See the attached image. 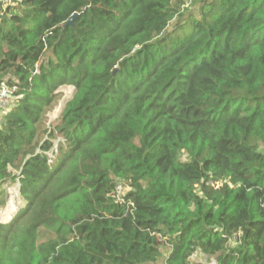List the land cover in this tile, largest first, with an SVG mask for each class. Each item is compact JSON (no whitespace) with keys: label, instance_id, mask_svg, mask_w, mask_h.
<instances>
[{"label":"trees","instance_id":"obj_1","mask_svg":"<svg viewBox=\"0 0 264 264\" xmlns=\"http://www.w3.org/2000/svg\"><path fill=\"white\" fill-rule=\"evenodd\" d=\"M192 1L0 7V264H264V0Z\"/></svg>","mask_w":264,"mask_h":264},{"label":"rangeland","instance_id":"obj_2","mask_svg":"<svg viewBox=\"0 0 264 264\" xmlns=\"http://www.w3.org/2000/svg\"><path fill=\"white\" fill-rule=\"evenodd\" d=\"M183 9L191 7L192 0H182ZM13 4V0H0V7L5 8L8 5ZM75 87L73 85H62L57 90V95L54 97V103L50 110L45 115V125L42 127L47 128L55 124H58L61 118V114L65 108V105L69 99L74 95ZM0 117L1 114L10 108L15 98L11 95L12 92L8 90H0ZM59 140V139H58ZM52 152L49 153L50 158ZM16 174H19L17 169L13 170ZM19 179L14 181L13 179L7 178L4 180L2 192L0 191V223L10 224L14 221L19 213L21 207L25 205V201L22 198L19 190ZM127 191L126 187L121 186L120 194H124ZM164 253H168V248L164 247ZM192 264H215L217 262L214 257L209 258L206 254L198 251L191 257Z\"/></svg>","mask_w":264,"mask_h":264},{"label":"water","instance_id":"obj_3","mask_svg":"<svg viewBox=\"0 0 264 264\" xmlns=\"http://www.w3.org/2000/svg\"><path fill=\"white\" fill-rule=\"evenodd\" d=\"M77 16H78V13H74V14L71 16V18L68 20L67 24H71V25H73L74 22H75V19L77 18Z\"/></svg>","mask_w":264,"mask_h":264},{"label":"built area","instance_id":"obj_4","mask_svg":"<svg viewBox=\"0 0 264 264\" xmlns=\"http://www.w3.org/2000/svg\"><path fill=\"white\" fill-rule=\"evenodd\" d=\"M120 189H121V186H119V190H118L119 193H120ZM119 193H118V195H119Z\"/></svg>","mask_w":264,"mask_h":264}]
</instances>
